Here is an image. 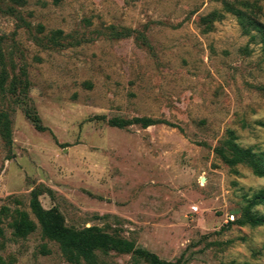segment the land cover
Segmentation results:
<instances>
[{"label":"rangeland","instance_id":"obj_1","mask_svg":"<svg viewBox=\"0 0 264 264\" xmlns=\"http://www.w3.org/2000/svg\"><path fill=\"white\" fill-rule=\"evenodd\" d=\"M249 13L264 27V0H0V264H151L63 251L34 198L167 264H264V226L243 215L264 216V177L214 152L232 139L264 163ZM133 118L154 124L109 123Z\"/></svg>","mask_w":264,"mask_h":264},{"label":"trees","instance_id":"obj_2","mask_svg":"<svg viewBox=\"0 0 264 264\" xmlns=\"http://www.w3.org/2000/svg\"><path fill=\"white\" fill-rule=\"evenodd\" d=\"M249 15L250 17L245 16L247 20L256 24L264 36V27L258 25L255 19L256 17L254 16L255 14L252 15L249 13ZM206 21L209 23L208 19H206ZM1 58L2 54L0 50V62ZM33 122L38 131L44 130L36 115L33 116ZM109 123L111 126L118 128L136 124L143 128H147L153 125L154 121L149 118H133L129 121L111 119ZM214 152L226 166L233 168L238 164L247 163L252 168L255 175L264 177V163L257 159L250 149L240 147L234 143L232 139L224 141L220 146L214 149ZM32 209L42 233L49 239L55 241L65 252H76L79 256L87 259L96 250H101L103 252L111 250L120 253H133L140 257L143 256L151 264H167L158 260L155 255L134 249L130 243L119 239H113L110 236L100 233L95 228H85L76 231L65 227L63 218L59 212L55 209L44 210L36 198L32 201ZM243 215L247 217L251 224L264 226V216L251 215L250 211L247 209L244 210ZM33 228L34 225L28 221L19 222L14 225V230L17 235L32 231Z\"/></svg>","mask_w":264,"mask_h":264},{"label":"built area","instance_id":"obj_3","mask_svg":"<svg viewBox=\"0 0 264 264\" xmlns=\"http://www.w3.org/2000/svg\"><path fill=\"white\" fill-rule=\"evenodd\" d=\"M230 219V221H233L234 220V216L231 215L230 217H228Z\"/></svg>","mask_w":264,"mask_h":264}]
</instances>
